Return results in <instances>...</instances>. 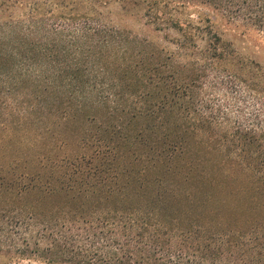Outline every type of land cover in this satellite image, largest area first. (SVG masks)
Segmentation results:
<instances>
[{"label": "trees", "instance_id": "trees-1", "mask_svg": "<svg viewBox=\"0 0 264 264\" xmlns=\"http://www.w3.org/2000/svg\"><path fill=\"white\" fill-rule=\"evenodd\" d=\"M142 2L181 51L206 38L200 56L132 64L120 35L66 0H30L25 19L0 22V119L12 133L1 143L0 264H264V119L230 122L211 94L217 83L260 95L264 116V65L238 58L243 76L231 70L210 16L186 12L205 5L264 32V0ZM176 132L205 154L180 162ZM201 163L243 174L251 191L230 205Z\"/></svg>", "mask_w": 264, "mask_h": 264}, {"label": "rangeland", "instance_id": "rangeland-1", "mask_svg": "<svg viewBox=\"0 0 264 264\" xmlns=\"http://www.w3.org/2000/svg\"><path fill=\"white\" fill-rule=\"evenodd\" d=\"M66 1L71 5L73 4L74 7L71 9L72 11L89 13L92 17H96L99 22L106 24L107 27L117 33V35H120L122 41H115V44L122 49L120 57L123 56L122 53L126 50L125 55L132 60V64L139 62L143 56L149 58V60H158L161 56L160 59L162 62L164 61L166 64H170L171 62L177 67V65H182L183 62L189 58L187 54H192L194 58H198L201 51L205 50L206 38L198 37L194 46L192 45L189 47L187 51H181L177 44L179 38L178 32L172 27H167L165 24L151 22L147 15V7L142 0ZM29 2L30 0H0V22L11 18L18 20L25 19L29 13ZM186 12L190 13V17L195 19L196 12H203L210 16L212 19V31L222 38L224 44L227 43L228 49L235 56L233 59L227 57L221 61V63H226L231 70L243 76L242 73L245 72V68L239 64L238 58H242L243 60H254L264 65L263 31L243 22L231 20L223 16L217 10L205 5L192 6L188 8ZM166 54L171 56L172 59L170 61L163 58L162 55ZM215 73L218 74L219 72L216 71ZM163 76H165V72H163ZM211 94L214 95L215 102L226 104L228 112L227 117L230 119V122H235L244 118V120L247 119V122H254L256 125L260 124L261 120L264 119V116H262L260 95L253 94L250 96L240 88H237V91L230 92L229 89L223 88L222 84L217 83L215 91H212ZM2 99L3 98L0 97V101ZM12 100V96L7 98L8 103H11ZM0 112L4 113L5 110L3 111L0 107ZM0 115L2 116V114ZM7 118H9V116L5 115L0 119V162L5 161L3 158L5 153L1 143L6 141L5 139L9 134H12L9 128H6L3 123L1 124V121L4 119L6 122H9ZM19 134L20 132H18L16 136ZM13 136H15V134H13ZM50 138L59 143L67 140L64 133L51 135ZM173 139L178 141L180 146L184 149L181 153L180 162L196 161L205 154L206 150L197 144L199 137L185 132H176ZM21 140H24V137H22ZM28 141L27 139L26 142ZM22 150L24 152L32 151L26 147L22 148ZM196 171H205L208 176L218 178L216 182L220 187L228 186L224 191H222V188H217V190L223 192V198L226 199V197H228L232 201L230 205L236 203L235 195L243 196L251 191L246 177L241 173H237L230 167L221 168L213 163H207V165L201 163L196 167ZM223 173L228 174V178L225 184L222 185L221 183H223V180L221 176ZM23 263L26 264L27 262L23 261Z\"/></svg>", "mask_w": 264, "mask_h": 264}]
</instances>
